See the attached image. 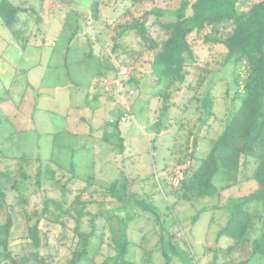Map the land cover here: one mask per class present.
I'll list each match as a JSON object with an SVG mask.
<instances>
[{"label":"trees","instance_id":"16d2710c","mask_svg":"<svg viewBox=\"0 0 264 264\" xmlns=\"http://www.w3.org/2000/svg\"><path fill=\"white\" fill-rule=\"evenodd\" d=\"M123 1L125 10L120 19L109 23L101 17L99 0H22L19 4L0 0V27L11 34L13 45L22 56L28 54L29 48L42 50L47 37L53 38L51 46L55 48L56 40L65 36L63 61L49 78L85 93L84 105L77 106L78 109L91 107L94 100H109L105 99L107 96L114 100L123 95L126 99L132 97L131 90H138L144 78L140 68L148 65L155 81L164 83L157 93L163 102L159 109L161 117L154 124L160 130L168 129L161 119L173 110L177 113L170 120V127L179 122L176 143L159 170L167 176L158 178L155 188L164 189L176 205L215 200L216 208L229 210L227 222L218 232V239L227 236L232 240L229 247L218 251L224 264L264 261V227L258 229L264 219V0H179V7L173 10L156 6L144 9L149 0ZM88 15L91 28L85 25ZM102 26L110 36L105 45L109 52L100 44ZM86 28L90 31L82 35ZM79 36L86 47L78 56L72 45ZM199 41L208 47L222 46L226 51L210 54V60L200 63L193 45ZM52 62H47V69L54 67ZM229 64L233 65V104L229 109L215 110L210 92L213 88L208 81ZM117 68L130 69L120 89L114 83ZM83 76L88 80H80ZM106 81L111 87L109 91H105ZM6 92H11V85ZM6 100L9 99L0 96V103ZM28 101L24 93L20 102L13 103L21 110ZM118 104L121 103H115ZM92 109L95 115V106ZM220 113L221 131L210 136ZM122 115L109 124L118 126ZM3 121L8 127L0 138V146L6 149L0 148V264L149 263L126 259L132 244L126 226L123 230L120 226L111 228L109 247L114 253L97 261L105 244V226L118 217L114 209L103 208L106 198L116 200L119 210L131 206L133 210L153 214L155 208L146 202L152 194L145 193V198H141L133 192V187L145 184L148 177L139 173L132 176L122 169L119 177L110 182L95 176L82 179L73 160L61 163L53 157L61 132L41 134L35 128H18L9 117ZM44 137H51L48 157L43 158L38 152L17 153L24 144L38 143ZM119 139L124 149L123 138ZM36 146L37 151L43 149L39 143ZM151 149L156 147L151 145ZM3 163L5 169L1 167ZM180 166L185 167L182 175L171 170ZM252 167L251 176L246 175ZM176 177L179 184L174 187ZM77 179L85 186L74 192L72 184ZM249 181L256 185L250 193L226 198L230 189ZM95 195L103 196V201ZM98 219L105 220L101 229L96 223ZM86 221L88 231L83 229ZM54 229L59 230L58 245L52 246ZM257 231L258 235L253 236ZM167 233L174 251L175 235ZM62 248L66 254L60 258ZM153 250L156 252V247ZM211 264H219L217 256Z\"/></svg>","mask_w":264,"mask_h":264},{"label":"rangeland","instance_id":"374dc122","mask_svg":"<svg viewBox=\"0 0 264 264\" xmlns=\"http://www.w3.org/2000/svg\"><path fill=\"white\" fill-rule=\"evenodd\" d=\"M11 1L17 4L22 2V0ZM99 1L101 4V17L105 22L114 23V21L120 19L119 16L125 10V1ZM179 3V0H149L144 9L148 10L156 6L173 10L179 7ZM169 19L165 18L164 20ZM85 20V25L91 28V17L88 15ZM90 28H86L82 35L90 31ZM103 28L102 26L100 29L103 31L100 44H103L102 48L107 49V52H109L108 47L105 45H107L106 40L110 36L105 34L106 32L102 30ZM0 29L2 30L1 27ZM3 32L8 33L4 30ZM7 35V42L13 43L11 34L8 33ZM52 39V37H47V45L42 50L35 48H29L28 50V55L36 54L37 56L36 52L38 51L40 56L42 54L43 57L42 66L36 69L32 77L35 86L38 88L35 99H31L26 105L24 103V106L19 110L13 103L17 102L18 99L9 98L13 92H9V94L5 88L2 89L0 96H6L9 100L4 101L2 104L0 103V120H2L0 121V127H3L0 129V138L3 137L4 131L8 127L3 120L9 117L18 128H35L41 134L61 132L56 139L57 147L54 150L53 157L61 163H69L73 160L78 165V172L82 179L88 176H95L104 182H110L119 177L122 169L132 176L139 173L145 178L148 177V181L145 184L135 185L133 192H136L141 198H145V193L152 194L146 199V202L153 209L155 208L153 214L143 213L136 208L133 210L131 206L119 210L117 208L120 204L116 200L110 197L106 198L103 208L114 209L113 212L118 217L117 221L107 223V226H105V244L101 246V255L97 258L98 262H101L107 255L114 253L109 247L112 243V229L120 226L123 230L126 226L128 239L132 243L126 255L127 260L138 263H143L144 260H147L148 264H211L217 256L219 264H224V259L218 251L229 247L232 244V240L227 236L218 239V232L225 226L230 214L229 210L227 208H216L215 204L217 201L215 200H204L195 205L184 202L176 205L175 199L168 196L164 189L155 188L158 178L161 179L167 176V173L159 172V170L163 166V158L169 156L179 134V122L170 127L172 122L170 120L177 113L174 110L161 119L163 125L169 126L168 129L163 128L160 130L154 124V121H158L160 116L159 109L163 104L157 93L164 87V83L156 82L155 75L151 72L150 67L146 65L140 68L144 73V78L141 80L138 90H131L130 95L132 97L126 99L123 95L118 96V99L114 100L111 96H107L105 99L109 100L106 101L94 100L95 115L92 111L93 105L78 109L76 108L77 106L84 105L85 93L76 87L69 89L68 85H65V87L62 84L63 82L56 83V80H50L49 78V74L52 75L55 70L59 69L57 65L60 61H63V53L66 47L65 36L56 40L57 46L55 48L51 46ZM38 40L41 41L40 36H38ZM193 45L196 59L200 63L210 60V54L226 51L222 46L208 47L201 41ZM85 47L86 42L80 36L72 45V49L76 48L78 56L82 54ZM4 57L3 59L0 58V70L5 72L1 76V86L9 87L11 85L10 77L13 75L11 67L20 59V53L15 48L10 47ZM4 60L11 61V66L6 62L3 63L2 61ZM48 61H53L54 67L51 69H47ZM69 61H72V57L69 58ZM232 71L233 65L229 64L221 72L212 75L208 81V86L213 88L210 92L215 103V110L232 107L235 90L232 81ZM24 76L22 73L18 74V83L13 89L16 88L18 91L23 89L26 84ZM84 79L88 80L84 76L80 80ZM106 87L111 89L108 83ZM28 98L30 97L28 96ZM29 102L34 103L33 106L29 105ZM116 102L121 104L117 106L115 105ZM25 108L28 109L29 113L23 112ZM22 113L26 117L31 115L32 119L28 122L26 119L22 121ZM122 113V120L118 126L109 124L111 120L113 122L117 121ZM68 114L70 115L67 116ZM178 115L181 116L180 114ZM222 118L223 113H220L219 121L213 123L214 128L210 136H215L221 131L222 124L220 120ZM80 120L84 121L80 122ZM119 136L123 138L124 149L121 148ZM50 138L47 140L44 137L40 141L37 140L39 146L43 148L40 151H37L36 145L38 143L35 142L31 143L32 145L24 144L19 147L17 153L26 151L35 154L38 152L43 158L45 156L48 157L51 152ZM151 145H154L156 149L152 150ZM25 146L27 147L25 148ZM0 148L6 150L2 145ZM202 150H204V147L201 145ZM5 166L6 163H3L1 167L5 169ZM184 168V166H180L171 168V170H174L176 174L182 175L181 171ZM253 169L252 167L247 170L245 174L251 176ZM157 172L159 173L157 174ZM83 186H85V182L77 179L72 184V189L75 192ZM255 186L253 181L244 182L238 187L230 189L226 194V198L227 196L239 197L246 195ZM53 196H56V194L53 193ZM12 198L13 196H10V200ZM95 198L98 201H103V196L95 195ZM97 208V205H95L94 210ZM136 214L139 215L134 217ZM129 217L133 219L129 221ZM175 220L178 222L170 226ZM96 223L98 229H101L105 224V220L98 219ZM262 227H264V219L259 222L258 229ZM83 229L86 231L90 229L88 221H86ZM52 231L51 245L55 246L58 245L56 236L59 235V230L54 229ZM168 231L170 234L173 233L175 235L172 240L174 251L169 246ZM257 235L258 231L253 234V236ZM95 243L99 244V240L96 239ZM155 247L157 249L156 252L153 250ZM65 254V249H60L59 257H64ZM252 264H264V261Z\"/></svg>","mask_w":264,"mask_h":264},{"label":"crops","instance_id":"0c3cea01","mask_svg":"<svg viewBox=\"0 0 264 264\" xmlns=\"http://www.w3.org/2000/svg\"><path fill=\"white\" fill-rule=\"evenodd\" d=\"M7 36H8L7 33H4L3 30L0 29V58L3 59L4 55L10 49V47L15 48L20 53V59L16 63H14L15 65H13L11 67V69L13 70L12 71L13 75L10 77V79H11L10 83H11V92H13V93H12L11 97L9 96V98H11V99L17 98L18 101L15 102V103H18V102L21 101V99L23 98V95L25 93L27 95V97L28 96L30 97L29 98L30 100L31 99L33 100L36 97V91L38 90V88L35 86L32 77H33V74L36 71V69L38 67H40L41 63H42L40 53H38V51H37L36 52L37 56H36V54L28 55L29 53L26 54L25 56H22V53L20 52V50L18 49V47L16 45H13V43L7 42V40H6ZM2 62L3 63L6 62V63H8L11 66V64H10L11 61H5L4 60ZM4 73H5L4 70H0V94H1L2 89H4V88H5V90L7 89L6 86H4V87L1 86V83H2L1 76H3ZM19 73H22V74L25 75L24 77L26 79V84H25V86H23L22 90L18 91V90H16V88L13 89V87L16 86V84L18 83V78L17 77H18ZM14 74H17V75H14ZM14 81H15V83L12 84ZM56 89H58V87H56ZM1 97L6 99V96L2 95ZM2 103H4V102H2ZM32 104L33 103H30L29 105H32ZM25 111L27 113H29L28 110L24 109L23 112L25 113ZM24 113H22L23 114L22 115V117H23L22 121H24L26 119L27 122H28L32 118V116L30 115L29 117H26V116H24ZM26 129H30V128H26Z\"/></svg>","mask_w":264,"mask_h":264},{"label":"built area","instance_id":"2783aa9c","mask_svg":"<svg viewBox=\"0 0 264 264\" xmlns=\"http://www.w3.org/2000/svg\"><path fill=\"white\" fill-rule=\"evenodd\" d=\"M128 73H129V69H127V68H119V69L117 68V76H116V78L114 80V83L116 84L118 89L121 88L122 80H123V78H125L128 75ZM105 83L107 84L108 81H106ZM109 90L110 89L108 87H106V91H109ZM111 122H113V121L111 120ZM143 128L145 129V127H143ZM139 129H140V127H139ZM178 184H179V178L176 177L173 180V185H174V187H177Z\"/></svg>","mask_w":264,"mask_h":264}]
</instances>
